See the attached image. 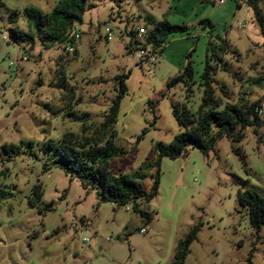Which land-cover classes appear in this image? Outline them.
<instances>
[{"label":"rangeland","instance_id":"374dc122","mask_svg":"<svg viewBox=\"0 0 264 264\" xmlns=\"http://www.w3.org/2000/svg\"><path fill=\"white\" fill-rule=\"evenodd\" d=\"M2 1L0 150L22 143L34 148L33 155L25 148L10 162L1 157L0 194L12 196L0 195V264H175L179 244L195 227L185 264H264V226L254 229L238 204V194L248 190L264 198V124L248 127L241 142L224 136L208 156L191 148L176 159L163 157L159 169L156 164L161 148L183 131L173 104L193 112L202 106L208 57L219 109L243 98L261 101L264 118V35L245 0L223 6L212 0H90L74 53L47 50L38 38L31 46L5 42L13 27L33 32L28 10H53L49 0ZM260 8L264 15V1ZM153 21L190 29L172 37L155 62L136 57L139 45L155 52L146 42ZM140 29L146 30L144 43L136 45L131 32ZM189 61L197 81L190 97L185 84L169 88ZM120 77H127L128 91L114 127L119 151L112 170L129 178L140 173L147 192L160 171L158 195L138 202L151 223L132 203L130 210L101 203L96 190L43 153L47 143L82 135L85 126L91 135L109 115ZM38 186L41 202L33 195Z\"/></svg>","mask_w":264,"mask_h":264},{"label":"trees","instance_id":"16d2710c","mask_svg":"<svg viewBox=\"0 0 264 264\" xmlns=\"http://www.w3.org/2000/svg\"><path fill=\"white\" fill-rule=\"evenodd\" d=\"M263 1L245 0L246 4L254 11L256 21L264 35V15L260 8V3ZM3 6V1L0 0V8ZM91 7L93 5L90 0H62L50 13H43L36 9L28 10L25 17L33 32L27 33L13 27L9 29V42L18 46L25 44L31 46L38 38L47 50L59 47L67 51L68 45H75L76 41L73 36L77 27L83 24V16L87 8ZM11 22L14 23L13 20ZM202 24L211 25L208 21H203ZM189 31L187 25H173L168 21H153V29L149 30L146 42L160 56L172 37L189 35ZM131 36L134 40L136 32H131ZM133 42L136 45L140 44L135 40ZM224 45V50H229L227 43ZM128 49L129 53L133 52L131 46ZM213 57L215 56L213 55ZM214 71L215 68L211 66L208 57L200 80V85L204 88L203 103L197 112L173 104L174 117L183 131L168 148H161L156 161L158 169L163 157L176 159L187 154L191 148L198 149L208 156L211 151L215 150L218 140L224 136L232 138L234 142H241L245 136L244 131L248 127H261L264 124L263 115L260 114L261 101L250 102L243 98L239 104L228 103L223 110L219 109L222 100L216 97L213 87ZM126 80L127 77L119 78L120 89L114 105L109 115L105 117V121L93 130L91 135H86L91 126H85L82 128V135L68 133L59 143L53 141L47 143L43 153L51 157L54 165L64 169L68 175L73 178L78 177L85 189L96 190L101 203L113 204L118 207L132 203L134 210L139 212L147 223H151L152 215L140 210L138 202L143 200L150 202L158 195L160 171L154 178L151 192H147L140 181L142 178L140 173H137L135 178H129L121 173H114L111 165V161L119 151L114 127L117 123L121 102L127 95ZM179 84H185L188 87L187 91L190 97L193 93V86L197 84L192 62H188L182 75L169 83V88H174ZM222 92L227 95V92ZM25 148L26 154L33 155L31 151L34 148L33 143L3 146L0 150V161L5 153L8 156L5 160L10 162L13 157L19 156ZM45 170L50 171L48 164L45 165ZM0 195L3 197L12 196V193L3 191ZM33 195L38 202H41L42 187H36ZM238 204L248 211L252 227L260 231L264 226V198L257 191L248 190L238 194ZM198 233L199 227L193 228L188 237L179 244L175 264H185L190 247L197 239Z\"/></svg>","mask_w":264,"mask_h":264},{"label":"built area","instance_id":"2783aa9c","mask_svg":"<svg viewBox=\"0 0 264 264\" xmlns=\"http://www.w3.org/2000/svg\"><path fill=\"white\" fill-rule=\"evenodd\" d=\"M212 2L217 5V6H223L225 5L228 0H212ZM146 34V30L145 29H140L136 32V36H135V41H138L140 44L144 43V35ZM74 39L75 41H79L81 39V34L79 31V27H77L76 29V33L74 34ZM113 39V35H112V30L110 28H107V40L108 41H112ZM3 40L5 42H9V37L8 35H4L3 36ZM138 52L136 54V57L139 59H144L147 58L148 60L155 62L157 60L158 54L156 52H151L149 50H147L144 46L139 45L138 46ZM0 49H1V45H0ZM67 51L70 53H74L75 52V48L72 45H68L67 46ZM23 61H27L28 57L25 56L23 59ZM260 114L263 115V111H260ZM131 207L127 206V210H130ZM143 232H145V230H143ZM89 242V239L84 240V245H86Z\"/></svg>","mask_w":264,"mask_h":264},{"label":"crops","instance_id":"0c3cea01","mask_svg":"<svg viewBox=\"0 0 264 264\" xmlns=\"http://www.w3.org/2000/svg\"><path fill=\"white\" fill-rule=\"evenodd\" d=\"M58 1L59 0H56V1H53V0H49L47 3H48V5H49V7L48 8H51L52 10L57 6V4H58Z\"/></svg>","mask_w":264,"mask_h":264}]
</instances>
